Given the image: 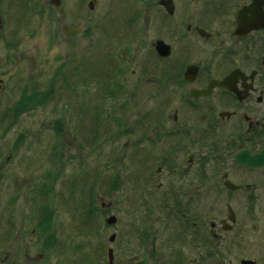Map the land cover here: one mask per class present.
Wrapping results in <instances>:
<instances>
[{
    "label": "flooded vegetation",
    "instance_id": "flooded-vegetation-1",
    "mask_svg": "<svg viewBox=\"0 0 264 264\" xmlns=\"http://www.w3.org/2000/svg\"><path fill=\"white\" fill-rule=\"evenodd\" d=\"M51 7L36 0L32 10L44 16ZM140 8L156 66L123 60L115 74L139 75L133 90L149 77L155 87L143 95L159 98L160 109L128 125L132 157L117 174L132 182L131 202L110 203L111 264H264V0H143Z\"/></svg>",
    "mask_w": 264,
    "mask_h": 264
},
{
    "label": "rangeland",
    "instance_id": "rangeland-1",
    "mask_svg": "<svg viewBox=\"0 0 264 264\" xmlns=\"http://www.w3.org/2000/svg\"><path fill=\"white\" fill-rule=\"evenodd\" d=\"M34 2L0 0V264H111L110 203L131 202L117 174L132 157L128 125L160 109L143 95L149 77L133 90L139 75L115 74L123 60L156 66L143 0H64L44 16ZM68 26L79 32L65 36ZM33 91L50 93L25 103Z\"/></svg>",
    "mask_w": 264,
    "mask_h": 264
},
{
    "label": "trees",
    "instance_id": "trees-1",
    "mask_svg": "<svg viewBox=\"0 0 264 264\" xmlns=\"http://www.w3.org/2000/svg\"><path fill=\"white\" fill-rule=\"evenodd\" d=\"M49 91V90H48ZM52 91V90H51ZM50 93V92H49ZM49 93L48 94H44V93H38V91H33L31 94H29V95H26V96H24L23 98H25L26 97V99H25V103L26 102H32V103H34V104H36V103H42V104H44L45 103V100L47 99V97L49 96ZM22 102H23V100H22ZM28 104V103H27ZM58 122V124H57V126H61V123L59 122V121H57ZM57 129V128H56ZM59 132V131H58ZM49 175H50V173H49ZM52 176V175H51ZM49 190H52V188H48V191ZM47 191V192H48ZM46 192V193H47ZM52 221L49 219V221H48V223H49V226L50 225H52V224H50ZM53 233V232H52ZM51 233V235L54 237V234H52Z\"/></svg>",
    "mask_w": 264,
    "mask_h": 264
},
{
    "label": "water",
    "instance_id": "water-1",
    "mask_svg": "<svg viewBox=\"0 0 264 264\" xmlns=\"http://www.w3.org/2000/svg\"><path fill=\"white\" fill-rule=\"evenodd\" d=\"M52 2L53 3H58V2H60L59 0H52ZM89 6H90V8H92L93 7V2L91 1V2H89ZM76 31V30H75ZM74 31V32H75ZM77 32V31H76ZM68 35V34H67ZM157 51L159 52V53H162V45H161V43H159V45L157 46ZM114 220H115V217L114 216H109V217H107V219H106V221H107V223H109V224H112L113 222H114ZM112 238H113V236H110V240H112ZM108 255H109V259L111 260V249L108 251ZM245 263L246 262H249V261H244Z\"/></svg>",
    "mask_w": 264,
    "mask_h": 264
}]
</instances>
